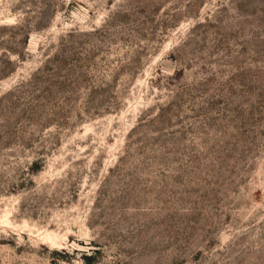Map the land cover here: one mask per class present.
<instances>
[{
    "label": "rangeland",
    "instance_id": "obj_1",
    "mask_svg": "<svg viewBox=\"0 0 264 264\" xmlns=\"http://www.w3.org/2000/svg\"><path fill=\"white\" fill-rule=\"evenodd\" d=\"M0 264H264V0H0Z\"/></svg>",
    "mask_w": 264,
    "mask_h": 264
}]
</instances>
